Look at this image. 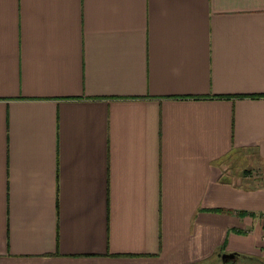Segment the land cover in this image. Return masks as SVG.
Returning <instances> with one entry per match:
<instances>
[{
  "label": "crops",
  "instance_id": "obj_1",
  "mask_svg": "<svg viewBox=\"0 0 264 264\" xmlns=\"http://www.w3.org/2000/svg\"><path fill=\"white\" fill-rule=\"evenodd\" d=\"M264 264V0H0V264Z\"/></svg>",
  "mask_w": 264,
  "mask_h": 264
},
{
  "label": "water",
  "instance_id": "obj_2",
  "mask_svg": "<svg viewBox=\"0 0 264 264\" xmlns=\"http://www.w3.org/2000/svg\"><path fill=\"white\" fill-rule=\"evenodd\" d=\"M237 253H224L222 254V258L225 262H229V261H236L237 260Z\"/></svg>",
  "mask_w": 264,
  "mask_h": 264
},
{
  "label": "rangeland",
  "instance_id": "obj_3",
  "mask_svg": "<svg viewBox=\"0 0 264 264\" xmlns=\"http://www.w3.org/2000/svg\"><path fill=\"white\" fill-rule=\"evenodd\" d=\"M210 264H221L220 263V261H218V262H211ZM227 264H231V262H228ZM235 264H249V262L248 261H243L242 263L241 262H238V263H235Z\"/></svg>",
  "mask_w": 264,
  "mask_h": 264
}]
</instances>
